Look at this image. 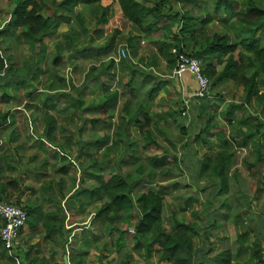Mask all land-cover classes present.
Segmentation results:
<instances>
[{
  "label": "crops",
  "instance_id": "0c3cea01",
  "mask_svg": "<svg viewBox=\"0 0 264 264\" xmlns=\"http://www.w3.org/2000/svg\"><path fill=\"white\" fill-rule=\"evenodd\" d=\"M152 2H154V0H150V3ZM243 2H245V0H231V3H232L231 6L233 9H235L236 12H241L244 10V6H243V9L241 8L242 6L240 7V4H242ZM164 6H165V12L167 14H170L168 10H169V7L171 6L173 10L177 8L181 14H184L185 12H190L191 14H194L195 16H200V15L203 17L211 16L213 19V24L211 25L210 30L214 28V24L217 22L216 20L218 16L214 14L215 13V9H214L215 0H168V3L165 4ZM120 12L121 10H120L119 5L113 4L110 9L109 15L118 14ZM75 13L80 14V16L82 17L84 21L83 22L84 33L83 34L81 33L82 40H80L81 39L80 37V39L77 40V42L75 43V47H73V49L75 50L78 49V50H76L73 54L74 58L72 60V66H73L72 68L75 74L77 73H83V74H82V78L79 77L77 79L76 84L72 82L71 78L67 82L70 85H72L74 88L78 89L81 87L79 91V96H77V99L80 102H82V106L80 107V110L84 112V117L79 118V122H78L79 124L77 123L76 125L77 127L74 128V125L76 124L75 117L79 116L77 112H74L76 113V115H73V113H71V111L67 109V107L58 108L56 105H52V104L49 107L50 101H52L51 98L55 99L59 97V95L57 96V94H60L58 93V91L56 92V91L49 90L48 88V85L50 83L49 76H47V80H46V83H48L47 90H42L44 91V93H46V95H44L46 100L43 101L42 103L44 105V109L43 110L40 109L39 112L37 113L35 112L30 113L31 119H29V121H27L24 124V127H20L19 129L20 133L21 131L25 132V134H23V136L25 137L19 138L18 128L14 127L15 123H11L10 121V118L12 117V116H9L10 113H8V111H4V112L1 111L0 115L2 116L5 115L7 117V121L5 123L0 121L1 122L0 123V134L5 135L8 132V130H10V132L7 138L2 137L0 139V160H1V164L3 165L2 167L4 168V174L0 173V184H3L5 182L4 179L10 176L16 178L19 183L20 175H23L24 177L28 171L32 172L33 178L38 175H41V176L45 175L46 170L44 166L42 165V162L47 161V163H49V160L47 158H43L44 154L51 155V157L56 158L55 154L58 153L59 156L61 155V156H65L66 158H68L69 155L67 154L68 153L67 152L68 151L67 142L68 140H70V138L73 144L79 146V150H80L81 144H86V145L93 144L94 147L101 148L104 151L103 154H104L105 159L104 161H102L103 163L101 162V165L103 167L97 168L96 164L93 162L95 160H92L93 166L97 168V170L102 171V169L105 168V166H107L106 165L107 147L113 145L112 141H114L115 143L114 145H116L117 140L112 139L110 143H106L105 137L98 139L99 136H95L94 133H91L89 137H86V138H84L83 136L82 138L84 141L81 140L78 137V135L81 133L80 132L81 128L85 126V123L89 124L91 131H96L98 129L100 130L103 127L107 128L108 125L111 126L110 125L111 123L108 117L112 119L113 118L112 116L114 114H117V116L119 114L120 116L119 123H122L120 130L124 134L126 128H128L132 123L134 124L135 122H139V120H137L138 116L144 117V120L141 121L142 126L144 125L143 124L144 121L146 120L149 121L148 116H147L148 113L143 111L146 108H148V106H145V104L150 105L148 103L149 101L152 102L153 100H156L157 102L158 100L163 98L165 100V103L168 102V104L164 106L162 110L156 107L154 110L152 109V112L161 114V117H162L161 120L163 122L162 125L166 124L167 126H172V127L177 126L180 129L183 128L186 131V135H184V137L182 138L181 144H179L180 152H178L177 155H173V156L167 155V158H166L167 160L165 162V165L168 162L175 164L177 160H179V162L181 160L183 162V166L182 167L180 166V168L178 167L180 174H178L176 170H175L176 173H174L173 171H166L164 175L169 173V175H167L169 179L164 183L161 182L158 184L165 185L166 187H168L167 188V191H169L168 193H173L174 191L173 188H176L175 186L178 185V183H173V182H177L179 179V177H176L175 174L180 176V179H182L181 183L184 181L183 178L187 179V181L182 185L183 188H181L180 190L182 195L184 196L178 199L179 203L185 202L184 204L185 206L179 205V207L181 208L180 209L181 212L185 211L184 213L186 214L185 217L187 219L189 218V220L186 222H189V221L194 222L198 224L200 227H202L203 226L202 219L204 220L206 217L217 218V222L214 225V227L217 229L219 228L222 229V231L219 234L214 236L212 234L213 233L212 230H210V233H208L207 235L208 237L207 240H204L203 235L193 238V245L195 246L194 249L198 253H200L201 250L204 252L208 250V254L205 255L206 262L204 264H215L212 260L216 256V254L220 253L221 251H229L231 253V259H232L231 264L233 263L241 264L240 263L242 259L241 256L243 254H246L245 250L250 252L249 254L250 257H248L247 259H243V261L245 260L247 261L246 262L247 264L251 259V247L253 246V244L246 243L248 235L239 239L240 235H242L239 232V228H241V224L243 223L246 224L247 220H249L250 223L252 222V218L249 217L248 214L246 213V207L248 208L249 206V205L247 206V204L249 203L254 204L252 200V195L250 197H245V196H242L241 194L240 196H238L239 191L241 193L243 190L241 191L240 189L238 191V189L234 190L232 188L231 186L232 185L231 183V162H230L227 168V171H226L227 187L222 188V192L220 196L217 197L218 199H220V201L226 203V205L224 206L225 209L228 208V210L231 211V215L230 213H227L228 210L225 211L229 216L226 215L227 218L223 219L219 215L218 209H213L212 205L209 204L210 201L208 198V196H210V194L212 193L211 189H214V188L216 189L217 186H220V185H215L214 182H211L209 180L207 172L201 170L203 157L204 156L213 157L218 152L219 146H216V149H214L215 151L214 154L210 156L209 154H207V152L203 151L205 149L200 150L199 152H195L194 149L187 148V149H190L188 150L189 155H184L181 152L182 151L181 148L186 143H190L200 133V130L204 127L203 126L204 122L195 124L192 121H188L187 117L182 119L181 114H179L181 113V111L178 113L175 111L176 108H171L170 106L172 103L171 101L172 98L179 99L180 101L185 102V103L189 102L190 100L193 103L196 102V100L192 98V94L196 91V88H197L196 83L193 81V79L189 75H185L182 81H174L173 79H171L174 65L170 62L172 60V57H171L172 55H170L169 47H170V43L176 40V37L180 39L179 29L178 28L176 29L174 25H168L167 28H164L156 33L145 35V34H142L131 22H125L121 33L114 37L113 32L105 33V32L94 30L95 19H94V13L92 11H85V13H82V11H75ZM90 22L93 23L91 27L88 26ZM72 24H77L76 19L73 18ZM231 25L235 30V35L232 36L231 34V44L236 45V47H239V44L241 43V36L239 32L240 27L238 23L232 19H231ZM263 32H264V29L257 34L256 40L257 38H259L260 34ZM58 34L55 37H52L50 39H53V38L55 39L58 36ZM44 44L45 43H43V45ZM37 45L38 47H40V49H42V46L40 44H37ZM119 48L127 49V53L129 56L128 59L121 60V61L118 60ZM240 50L241 48L237 49V53L240 52ZM31 62L33 61L31 60ZM31 62H29L28 67H25V71L27 69L26 71L27 74L25 73L23 76H21L22 81L23 82L25 81L26 84H28V80H30L29 75L31 74V72H33L32 83L38 79V76L40 74L43 73V71L40 70V65L37 64L35 66V64H30ZM52 64H53V61H52ZM67 68L69 69L68 73L70 74L71 72L70 69L72 70V68L70 65L67 66ZM90 68H95V71L92 74V77L90 78V80L85 81V76L88 73ZM219 68H222V66H216L217 71H219ZM37 72L38 74L35 77L34 73H37ZM51 80L54 81L55 78L53 77L51 78ZM233 86L231 85V90L233 89ZM151 89L153 90L151 91ZM69 90L70 88H68V91ZM239 91L242 92V88H239ZM261 92L262 91L260 89V93ZM113 95L115 97L113 99L110 98ZM72 99H75V98H72ZM209 99H210L209 101H213V99H216V98L210 97ZM197 101H200L206 104V102L204 101H201V100H197ZM70 102L71 100L69 99V103ZM230 103H233L231 104V106H228V110H230L232 107L231 115H227L228 110H226L225 115H220V116H222L225 120H227V124H225L227 128L229 127V129L231 128V130L238 129L239 128L238 119L241 118V117L238 118V115H239L238 111L241 110V107L239 106V103L236 99L233 100L231 98ZM127 104H128L130 116H127V112H128L126 110ZM247 105L248 104L246 103L243 104L244 107H246ZM198 106L200 105L198 104ZM131 107L137 108L138 109L137 112L136 111L131 112L130 111ZM44 114H50L56 119V126L58 129V132H57L58 141L61 142L60 145H62L63 149L55 148L51 146L48 142H46L42 138V134L45 128V124L42 119V115ZM184 114L185 113H182V115ZM103 116H105V118H103ZM184 116H187V115H184ZM199 116H201L200 113H199ZM61 117H63V119H61ZM159 118H160V115L158 116V119ZM229 118L232 119L231 125L228 123ZM64 119L65 120L67 119V121H64ZM71 119L75 123L72 122ZM93 120H99V124H96V126L92 127L91 122ZM123 120H125V122ZM149 126L156 127V123L152 121L151 124H149ZM248 127L249 126L247 125V126H242L240 128L242 130H245ZM189 129H192L196 132L191 138H190L191 132H189ZM5 131L7 132L5 133ZM60 134H63V135H60ZM124 135H127V134H124ZM63 138H65L64 140V142L66 143L65 145H63L61 141ZM115 138H116V135H115ZM174 139L176 138L170 139V138H166L165 136L160 139V143L158 142V140H155V142L157 144H161V143L169 144ZM225 139L229 140L227 139V137H225ZM253 139L258 140V141L255 140L256 141L255 146L261 145L259 146L260 151H261L260 152L261 161L258 163V165L254 166L255 158H256V151H255V154H254L255 158L253 159L252 165L250 167L251 169L254 170L253 173L258 174L259 176L260 175L259 169L261 170V167L263 166V162H264V140H262V136L260 134L259 137L251 138L250 140H248L245 143V146L249 144L252 145V143L250 142L251 141L253 142ZM161 141H164V142H161ZM174 144H177V143H174ZM192 144L193 143H191V145ZM217 144L219 145L216 138H214L212 145H217ZM231 146L233 147V149L231 148L230 150L231 152L237 149L234 143H232V141H231ZM19 147H20V153L18 154L16 151L18 150ZM134 147L136 148V145L130 147V149ZM23 150H27L31 154L29 156L32 157L31 158L32 160L37 159L40 156L41 167L37 168V165L34 167H30L28 165H22L20 163L21 160L19 162V165L15 164V161L17 159H23V156H24L22 153ZM191 150L194 152H192ZM85 152L87 151L85 150ZM85 152H83L85 155L87 156L91 155L90 151L89 153L88 152L85 153ZM127 152L128 150H124L122 154L124 163L127 158L130 159L132 162L137 161L136 157L132 156L131 153L127 154ZM146 153H147L146 155L149 154V152H146ZM166 153L168 154V152ZM79 154L80 153H78V155H76L75 157L79 156ZM8 159L10 160V162H13V163H7L6 161ZM133 165H134V162H133ZM7 166L12 167L11 170L15 169V171H18L19 166H20L21 169L19 171V174L10 175L11 170H6ZM140 166H144V165L136 163V167L133 168V171L131 172V175L133 177L136 176V170ZM151 166L149 167L144 166L145 167L144 175L150 176L151 172L153 173V176L156 175V172L152 170L153 168ZM61 171H63L62 167H59L57 169L58 173L64 174L66 173L67 169L64 170V172H61ZM88 172L90 173H87L86 177L90 183H92V181L88 177L89 175H92V174L102 175L101 172L100 173H96L94 171L92 172L88 171ZM235 172H239L238 169L235 168L234 173ZM153 176L152 177L150 176V177L154 179ZM204 179H206V181ZM169 182L173 184L166 185ZM47 183H51V185L53 186L52 181H48ZM60 184H61V181H58L57 192H54L52 190L51 200L47 201L48 204L45 203L46 204L45 206L49 207V209L56 208V207L57 209H62V213H60L59 216L56 217V221L57 220L62 221L63 230L55 229V230H52L49 234H47L45 233V230L41 228L40 225L36 227H28L26 225L20 234V241H21L20 244L22 243L21 246L26 244V247H28L29 245L39 244L41 241H43L44 243H48L47 238L49 239L50 237L54 238V236L57 233V236L61 237L62 239H65L64 241L58 240L57 247L60 248L61 246L62 249L65 248V250L66 249L69 250L72 248L70 245L71 242L73 240H76L75 243L78 244V247H79V244H80V249L83 247V252L89 251L87 252L88 254L87 253L82 254V252L79 251L81 252V255H77L75 251L70 250L71 254H69V251H68V253H66L65 255L63 254L61 256L62 263L55 261L57 264H65L64 257L67 258V264H136L137 261L135 259L136 258L135 254L142 255L144 251H143V247L135 246L133 235L132 237L127 236V235L125 236L124 242L121 245L122 248L119 249L118 251L115 249V246L113 245V242L115 241V236L114 237L110 236L111 239L109 241L108 246L105 249L100 248L99 244H96V243L93 244V242L99 241L105 244L106 246V241L104 243L103 240L104 239L106 240L104 232H107V230H104L102 232L97 231L96 229L93 232H90L88 230L85 231V229L88 226V225H85L87 222L75 223L76 218L82 216L84 212L78 213L79 215H76L73 212H70V214L67 212L64 213L63 205L57 206L56 204H51L52 201L53 203H58L56 202V199H57L56 194L60 195V188L63 189V186L61 185L60 187ZM152 185H155V182H153ZM25 188H27L28 190L24 191L23 189V192H25L24 198L27 197L26 193L30 191L33 192L32 190L34 189V187L33 185H26ZM78 189L79 187L76 190ZM256 195L257 193L253 195V197H256ZM241 196H242V199H241ZM45 197L46 199L48 198V196H45ZM80 197L84 198L83 194L82 195L79 194L78 198ZM230 201L231 203H229ZM196 202L200 204L203 203L202 204L204 206L203 211H195L189 214V210H192L190 208L194 206ZM42 204L44 205V203ZM94 205L92 204L90 206H94ZM237 205H240V207L238 208V211H236ZM90 206H88V208ZM68 207H70L71 210L75 208L72 205ZM229 207H231V209ZM249 207H251L252 209L254 208V206H249ZM57 209L56 210L54 209L55 210L54 212H56ZM183 216L184 215H182L181 217ZM93 222L97 223L96 221H93ZM225 223H231V224H225ZM77 224L79 226H77ZM222 225H228L229 227L231 226V230L229 228L225 229L221 227ZM1 226H2V222L0 221V228ZM75 231L80 232L78 233V237H77V233H76V237H74ZM227 231H231V233ZM41 235L43 236L42 240L40 241L36 240V238L40 237ZM256 240L257 238L255 237L254 241ZM202 242H203V245L201 246ZM45 247L47 248V251H50L49 246H45ZM217 247H221L218 252H217ZM73 248L75 250V247ZM55 249H58V248H55ZM50 254H53V256H56L58 254V250H54ZM24 255H27V253ZM7 257L9 258V260L5 261L6 264H14L15 261L17 262V259H14L13 257H11V255H9L2 248L0 244V261L7 260ZM25 258H27V256ZM80 258L82 259L81 262H79ZM200 258L201 257H199V259ZM237 260H240V261L237 262ZM149 261H151V264H155L154 260L151 259ZM161 263L168 264L167 262L165 263L163 261H161ZM251 264H254V262H252Z\"/></svg>",
  "mask_w": 264,
  "mask_h": 264
},
{
  "label": "trees",
  "instance_id": "16d2710c",
  "mask_svg": "<svg viewBox=\"0 0 264 264\" xmlns=\"http://www.w3.org/2000/svg\"><path fill=\"white\" fill-rule=\"evenodd\" d=\"M167 3L168 0H154L152 3H150V0H51L50 5L54 7L55 11L51 17H43L40 14L45 4L43 0H16V6L11 14V18L4 26V30L0 31V37L3 35L10 39L15 35V32L20 30L30 45L40 44L42 46L48 38L55 37L58 34L62 25L69 26L72 24L73 18L76 19L79 26L83 25L84 21L82 17L80 14L75 13V9L78 6H83V8H88V10L91 9L94 13L95 31L113 32L114 37L121 33L125 22H131L145 35L156 33L167 28L168 25H174L176 29H179L180 39L176 37V40L170 43L169 49L176 48L178 51L200 61L201 70L212 82L210 91L231 82L235 87L243 89L246 104H250L252 100L259 104H264V48H261L256 40L257 34L264 29V7L258 5L255 0H245L242 3L245 4L244 10L236 12L231 6V0H215L214 14L218 15L217 13L221 9H224L229 19L237 22L240 27L239 32L242 35V39L239 47L241 50L237 53V49L240 48L230 43L231 38L228 35L210 32V27L213 24L211 16H195L190 12L181 14L177 8L173 10L171 6L168 10L170 14H167L164 6ZM113 4H118L121 12L109 15ZM0 41L2 42L1 38ZM42 49H44V46H42ZM170 55H172L170 62L174 65L175 57L171 52ZM53 58L54 66H58L61 62L59 57L53 56ZM17 66V64L10 62V58L6 57L0 49V78L3 76L5 78L18 76L21 72ZM216 66H222L221 70L217 71ZM26 71L23 70L21 75L27 74ZM94 71L95 68L89 69L85 76V81L90 80ZM46 73L50 80L48 85L49 90L58 91V93L64 96L65 100L68 101L66 107L73 115H76L74 112H77L79 117H84V112L80 110L82 102L77 97L70 99V103L67 100L69 99L66 91L67 87L70 90L75 88L67 82L68 80L57 76L54 77V73ZM37 74L38 72L35 77ZM53 77L55 78L54 81L51 80ZM13 78L18 80V77ZM2 80H0L1 88L5 86ZM260 89H263L261 93ZM114 97L113 95L110 98L113 99ZM231 109L228 110L227 115H231ZM126 110L128 111L127 116H130L128 104ZM42 119L45 124L42 138L51 146L63 149L60 141H58L56 119L50 114L42 115ZM252 119L253 117H248V115H243L238 119L239 128L235 136H231L233 138L230 139L235 146H245L248 140L260 136L261 124H257L253 129L251 125ZM205 120L207 122H204V127L200 130V133L190 143H186L181 148V152L184 155H189L188 150L190 149L198 152L199 149L211 146L214 138H216L219 143V150L213 157H203L201 170L207 172L211 182H214L215 185H220L216 189H211L212 193L208 198L212 208L218 209L219 215L225 219L227 218L224 213L226 203L220 201L217 197L220 196L222 188L227 187L226 171L232 160L234 151H230L231 148L233 149L231 141L225 139L219 125L214 122V117L206 115ZM231 120L230 118L228 119L230 125ZM0 121L5 123L7 117L0 115ZM123 121L125 122V120ZM91 123L92 127H94L96 124H99V120H93ZM143 124V126L138 125L143 138L141 150L142 152H149L146 155L147 160L150 164L154 165L162 157L167 158V155H164V148L155 142L153 134L148 130L149 121L146 120ZM247 125L249 127L245 130L240 128ZM114 134L119 139L127 133L126 130L123 134L121 130L117 129ZM180 134L184 136L186 135V131L182 128ZM191 143L193 144L191 145ZM114 146L116 145L112 147ZM132 146H135L134 143H128L126 147L130 148ZM259 146H256L255 149L256 158L254 166L258 165L261 161ZM109 148L107 147L106 152V165L112 166L115 163L109 157ZM83 152L85 150L80 147V154H84ZM61 157L66 158L65 156ZM93 162L97 163L96 161ZM42 165L46 167L47 161H43ZM251 165L248 164V167L251 168ZM2 166L0 160V173L4 174ZM180 166H183L181 160L179 168ZM11 168L7 166L6 170H11ZM62 170L61 172L66 170L65 165L62 166ZM144 172L145 167L140 166L136 170V176L134 177L131 175V172L123 173L119 169H117L116 173L110 171L106 177L97 174L89 175L88 177L93 184L88 189L80 191V194H83L87 203L81 205L79 212H82L92 204L97 205L101 203L96 209L93 219L103 230L114 233L115 241L113 245L117 251L122 248L121 245L124 242L126 234L132 231L131 234L133 235L135 246L143 247L145 259L157 258L168 264H204L206 262L205 255L208 254V250L206 252L201 250L198 253L194 249L193 238L203 235L204 240H207L210 230L215 229L214 225L217 222V218L206 217L204 220L202 219L203 226L200 227L194 222H185L183 217L180 218L176 213H172L169 226H163L164 194L168 187L159 185V187L157 186L158 190L146 189L148 185L153 184L154 179L151 178L153 176L152 172L151 177L144 175ZM236 174L237 172L233 173L232 179L235 184H237L235 181ZM39 177L41 175L35 176L34 179H38ZM4 181L3 184H0V196L6 202L19 206L26 211V225H31L32 227L40 225L47 234L55 229L63 230L62 221H56V217L62 213V209L44 214L39 206L29 204L23 206V189L18 180L10 176L6 177ZM51 187V183H43V192L52 191ZM26 190L28 189L24 188V191ZM144 190L146 191L140 193ZM240 194L243 195L239 191L238 196ZM134 195L136 196L135 199ZM60 196L62 198L65 197L62 188H60ZM51 197L52 195H49L44 200L50 201ZM80 204H82V201H80ZM71 205L76 206L75 203ZM239 207L240 205H237L236 211H238ZM146 236H149L147 242L144 241ZM242 236L240 235L239 239ZM244 236H247V234H244ZM253 244V247H251V259L247 264H251L252 262L254 264H264V247L260 248L262 245L259 246V241L257 240ZM17 250L18 248L14 251L17 257H28V253L24 255L20 251L17 252ZM199 257L201 258L199 259ZM81 260L80 258L79 262ZM231 260V253L229 251H221L216 254L212 261L215 264H231Z\"/></svg>",
  "mask_w": 264,
  "mask_h": 264
},
{
  "label": "rangeland",
  "instance_id": "374dc122",
  "mask_svg": "<svg viewBox=\"0 0 264 264\" xmlns=\"http://www.w3.org/2000/svg\"><path fill=\"white\" fill-rule=\"evenodd\" d=\"M44 1V7L42 8L41 11V15L43 17H51L55 11L54 7H52L50 5L51 0H43ZM257 2L258 5H261V7H264V0H255ZM16 6V0H0V31L4 30V26L7 24V22L10 20L11 18V14L14 10ZM242 6V7H241ZM244 4H240V7L243 9ZM76 11H82V13H85V11H91V9L88 10V8H83V6H78L76 9ZM83 15V14H81ZM219 18H217V22L214 24V28L212 30H210L211 33H217L220 35H228L231 38V34L232 36L235 35V30L231 25V19H229L228 14H226V12L224 11V9H221L220 12L217 15ZM221 19V20H220ZM228 19V20H227ZM73 22V20H72ZM75 25V26H74ZM93 23L90 22V24H88V26H92ZM83 26L84 25H77V24H70L69 26L67 25H62L60 27L59 30V34L58 36L53 40L48 38L47 41L45 42V44L42 46H44V49H40V47H38V45H30L29 41L21 34L20 30H18L17 32H15V35L12 36L10 39L6 38L5 36H1V40L2 42L0 43V49L2 50V52L4 53V55L8 58H10V62L17 64L20 68V72L22 73L23 70L25 71V67H28L29 62H31V60L33 62H31L30 64H35V66L38 64L40 65V70L43 71L42 74H40L38 76V79L36 81H33V72H31V74L29 75L30 80H28V84L25 83V81L23 82L21 79V73L18 74V76H12V77H1V79H3L2 81L4 82L5 86L0 88V113L1 111H8L9 116H12L10 118L11 123H15L14 127L18 128V134H19V138H23L25 136H23V134H25L24 131H19L20 127H24V124L29 121V119H31V115L30 113H37L39 112V110H43L44 109V105L42 104L43 101L46 100L45 96L46 93H44V91L42 90H47V84L46 80H47V73L46 72H50V73H54L53 76H57L59 78H63L65 80H70V78L72 79V82H74V84L77 83V79L79 77L82 78V74L83 73H77L75 74L73 72V66H72V60L74 58L73 54L76 50L78 49H73V47H75V43L77 42V40L81 39L82 40V34L84 33L83 31ZM82 33V34H81ZM241 39H242V35L240 34ZM231 43V42H230ZM257 43L259 44V46L261 48H264V32L260 34L259 38H257ZM39 52V54H38ZM79 54V53H78ZM53 56H58L60 59V64L58 66H54V64H52V61L54 60ZM29 61V62H28ZM71 66L72 70L70 69V74L68 73V68L67 66ZM34 66V67H35ZM221 68H219L220 70ZM34 75H36V73H34ZM13 77H18V80L16 78ZM66 77V78H65ZM69 78V79H68ZM1 82V81H0ZM31 83V85H30ZM2 84V83H1ZM73 84V83H72ZM231 85L233 86V84L230 83H226L224 85L221 86V88H215L213 90L210 91L209 93V97L207 99L201 100L206 102L202 103L200 101H197L195 103H193L191 100L189 102H182L179 99H174L172 98V103H171V108H176L175 111L176 112H180L179 114H181L182 119H184L185 117H187L188 121H192L193 123H200V122H207L206 119V115L212 116L214 117V122L217 123L220 127V130L222 132V134L227 137V139H231V136H235V133L237 132V129H229V127L227 128L225 124H227V120H225L222 116L220 115H225V111L228 110V106H231L230 103L231 102V98L234 100L236 99L239 103V106L241 107V110H239V115L238 118L241 116H246L248 115V117H253L251 125L253 127V129L256 127V125H260L261 124V128H260V134L262 136V140H264V104H259L256 101L252 100L250 104H248L246 107L243 106V104L245 103L244 101V97H245V93L239 91V88L233 86V89L231 90ZM81 87L72 89L68 91V87H67V94L69 95V99L72 98H76L77 96H79V91H80ZM237 92H235V91ZM261 91H263V89H261ZM210 97L216 98L213 99V101H209ZM67 99V100H69ZM52 101H50L49 107L50 105H56L58 108L61 107H66V105L68 104L64 98V96L62 94H59V97L53 99L51 98ZM48 101V100H47ZM244 102V103H243ZM150 105L145 104V106H148V108H146L145 110H143L144 112L148 113V119L150 121L149 124H151L152 121H154L156 123V127H150L148 128V130L153 133V138L155 140H158V142L160 143V139L162 137L166 138H176L174 139L171 143L169 144H164L161 143L159 145H161L164 150H165V154L164 155H177L178 152H180V145L182 138L184 137L183 135H180V128L175 126H167L166 124L162 125V117L161 114L159 113H154L152 112V109L154 110L156 107L159 108L160 110L163 109L164 106H166L168 104L165 103V100L162 98L160 100H158L156 102V100H153L152 102H148ZM198 104L200 106H198ZM137 106V105H136ZM143 107V106H142ZM204 108V109H203ZM150 109V110H149ZM137 108H132L131 107V112L136 111L137 112ZM201 114V116H199V113ZM182 113H185L184 116L182 115ZM198 113V114H197ZM160 115V118L158 119V116ZM198 115V116H197ZM205 115V116H204ZM119 116V114H118ZM117 114H114L111 118L108 117V119L110 120V125H108L107 128L103 127L102 129H98L96 131H91L89 124L85 123V126L83 128H81V133L78 135V137L83 140V136L84 138L89 137V135L91 133H94L95 136H99L98 139H101L102 137H105V141L106 143H110V141L112 139L117 140L116 142V146L112 147L115 143L114 141H112L113 145L109 146L110 150H109V157L111 158V161H113L115 164H113L112 166H105V168L102 169V171L97 170V168H101L103 167L101 165V162L104 161V151L101 148H96L93 146V144L91 145H86V144H81L80 146L86 150L88 153L90 151V156H87L85 154H79V156L75 157L76 155H78V153H80L79 150V146L75 145L72 143L71 138L70 140H68L67 142V148H68V158H62L57 154L56 158L51 157V155H45L43 158H47L49 160L48 166L44 167L46 170L45 175L39 177L38 179H34L32 177V172L28 171L26 173V175L23 177V175H20L19 178V183L22 189H24L26 187V185H33L34 189L32 190L33 192H28L26 193L27 197L24 198V193L23 192V197H22V204L23 206L25 205H33V206H39L41 207L42 213H48V212H54L56 208H52L49 209V207H46L45 205L48 204L47 201H45L44 199H46L45 196H49L52 195V191L50 190V192L48 191L47 193L43 192L42 189V185L43 183H47L48 181H52L53 182V186L51 187V189L54 192H57V184L58 181H61V185L63 186V193L65 195V198H62L60 195L56 194V202L58 203H53V201L51 202V204H56L57 206L63 205L64 210L63 212H67L70 214V212L75 213L76 215H79L78 213H83L82 216L77 217L75 223H81V222H87L85 225H88L87 228L85 229L93 232L95 229L97 231H104L102 230V228L100 227L99 224L94 223L93 221H95L93 218L95 216V210L101 205V203H99V205H94V206H90L89 208L87 207V209L83 210L82 212H79L81 205L87 203L85 201V198H78L81 189H88L89 186H91L93 183H90L86 177L87 173H90L88 171H94L96 173H100L103 176H107L109 174V172L111 171L112 173H116L115 171H117V169H119L121 172L123 173H127V172H132L133 168L136 167V163L137 164H142L144 166H151L152 164H150L147 160L146 157V152H142L141 147H142V142H143V138H142V132L141 130H139V126L138 125H142L141 121L144 120L143 116H138L137 120H139V122H137L136 124L132 123L128 128H126V133L127 135H123L121 136V138L117 139V137L115 138V131L118 129L120 130L121 127V123H119V118ZM79 116L75 117L76 119V124L74 125V128H76L77 123L79 122ZM103 118H105V116H103ZM61 119H63V117H61ZM151 119V120H150ZM106 120V119H105ZM64 121H67V119ZM72 121V119H71ZM74 122V121H72ZM1 123V122H0ZM75 123V122H74ZM22 124V125H21ZM79 124V123H78ZM108 124V123H107ZM81 125V124H80ZM133 126V127H132ZM137 126V127H136ZM79 127V126H78ZM237 127V126H235ZM7 131H5L6 133ZM10 130H8V132L5 135L0 134V139L2 137L7 138L8 134H9ZM189 132H191V136L190 138L194 135V133H196L194 130L189 129ZM63 135V134H60ZM64 137V136H63ZM179 139V140H178ZM181 139V140H180ZM65 138H63L61 141L63 143V145H65L66 143L64 142ZM178 140V141H177ZM258 141L257 139H253V142L251 141L250 143H252V145H246V146H241L238 147L237 145L235 146L237 149L234 151V155L232 156V160H231V183H232V188L234 190L241 189V193H244L245 197H250L252 195V200L254 204H247V206H254V210L248 206V208L246 207V213L248 214L249 217L252 218V222L250 223L249 220H247L246 224L243 223L241 224V228H239V232L243 235L242 237H244V234H247V240L246 243H250L253 244L254 243V239L255 237L257 238V241H259V246L260 248L264 247V162H263V166L261 167V170L259 169L260 175L258 176V174L253 173V169L248 167V164H252L253 159L255 158V149H256V141ZM84 141V140H83ZM177 141V142H176ZM164 142V141H161ZM61 143V142H60ZM93 143V142H92ZM128 143H134V145H136V148H128L126 146H128ZM177 143V144H174ZM174 145L175 146L174 148ZM62 146V145H61ZM217 145H212L203 149H199L198 152L200 150H203L204 152H207V154L212 155L214 154V149H216ZM3 148V147H2ZM63 148V147H62ZM124 150H128V153H131L132 156L137 158V161H133L130 159H126L125 163L123 162V158H122V154L124 152ZM18 154L20 153V147L18 148V150L16 151ZM85 152V153H87ZM168 152V154L166 153ZM202 152V151H201ZM23 159H17L15 161V164L19 165V162L21 160V164L22 165H28L30 167H34L37 165V168L41 167V161H40V156L37 159L32 160L29 155H31L27 150H23ZM135 153V154H134ZM93 158V159H91ZM64 159V160H63ZM28 160V161H27ZM92 160H95L96 163V167L95 168L93 166ZM162 160V163H161ZM166 157H162V159H160V161L157 164L152 165L151 167L153 168L152 170H154L156 172V175L153 176L154 177V182L155 185H150L148 186V188L146 189H155L158 190L157 186L159 187L158 183L161 182H166L169 177H167V175H169V173H167L166 175H164V173L166 171H173L174 173L175 170L178 172V174H180L179 171V160L176 161L175 164H172L171 162H168L165 165L166 162ZM7 163H13L10 162V160L8 159L6 161ZM17 162V163H16ZM107 162V159H106ZM6 163V164H7ZM103 163V162H102ZM8 165V164H7ZM51 165V166H50ZM63 165H66V173H58L57 169L59 167H62ZM94 167V168H93ZM235 168L238 169L239 172H237V177H236V182L237 184L234 183L233 179V173L235 171ZM21 167L19 166L18 171H15V169L10 171V175H15V174H19ZM161 170V171H160ZM6 171V170H5ZM237 171V170H236ZM252 174V175H251ZM176 177H179L177 182H173V183H178L177 186H175L176 188H173V193H168L169 191L165 192V203H164V213H163V226H169V223L171 222V215L172 213H176L180 218L182 215L183 219L186 221L189 220V218L187 219L185 217L186 214L185 211L181 212V208L179 207V205L181 206H185V202L183 203H179L178 199L184 195H182L181 193V188L182 185L187 181V179L183 178V182L181 183L182 179H180V176L175 174ZM32 177V178H31ZM254 177V178H252ZM203 178V177H202ZM206 181V179H204ZM204 181V182H205ZM27 182V183H25ZM173 183H168L166 185H171ZM54 187V189H53ZM79 187L78 190H76ZM180 188V189H179ZM76 190V191H75ZM141 191L140 193L145 192ZM77 193V194H76ZM167 193V194H166ZM256 195V197H253V195ZM186 194V193H185ZM44 195V196H43ZM78 198V199H76ZM136 198V196L134 195V199ZM232 198V197H231ZM66 199V200H65ZM29 200V201H28ZM262 200V201H261ZM80 201H82V204H80ZM252 202V201H251ZM44 203V205L42 204ZM46 203V204H45ZM71 203H75L76 206H74L75 208H73V210L70 209ZM202 203V202H201ZM231 203V201L229 202ZM203 204V203H202ZM196 202L194 206H192L189 210V214L191 212H195V211H203L204 206ZM231 209V207H229ZM55 209V210H54ZM227 209H225V211H227ZM224 211L225 215L229 216L227 213H230L231 215V211L228 210L227 213ZM94 214V215H93ZM89 215V217H88ZM93 219V221H92ZM190 222V221H189ZM225 222V221H224ZM229 222V221H227ZM225 224H231V223H225ZM28 227H32L31 225H27ZM77 226H79L77 224ZM221 227L223 228H229L231 230V226L229 227L228 225H222ZM238 228V227H237ZM71 230V229H70ZM222 231V229H212V234L214 236H216L217 234H219ZM229 233H231V231H227ZM75 236L76 237V233H77V237H78V233H80L79 231H75ZM103 234V233H102ZM106 240L104 239L103 242L105 243L106 241V246L105 244L96 241L93 242V244H99L100 248H106L109 244L110 241V236L114 237V233H109V232H104ZM109 234V235H108ZM233 234V232H232ZM107 235V236H106ZM127 236L132 237L131 232H128L126 234ZM43 236L41 235L40 237L36 238V240H42ZM59 238V239H58ZM47 242L48 243H44L43 241H41L39 244H33V245H29L28 247H26V244L22 245L20 244V240H19V247H18V251L26 254L28 253V257L27 258H19L16 256V254L13 252L12 255L15 259H17V262L14 264H57L55 261H58L59 263H62L61 260V256L66 253L71 254L70 250L75 251V253H77V255H81L83 253H87V252H83V247L80 249V244L78 247V244L75 243L76 240H73L71 242V249H66L65 248H60L57 247V241H64L65 239H62L61 237L56 235L54 236V238H47ZM149 239V236H146L144 238V241L147 242ZM230 239V238H229ZM253 239V241H252ZM252 241V242H251ZM75 243V244H74ZM203 245V242L201 243V246ZM254 245V244H253ZM45 246H49L50 251H47V248ZM75 247V250L74 248ZM195 247V246H194ZM253 247V246H252ZM58 248V249H55ZM221 247H217V252L220 250ZM54 250H58V254L56 256H53V254H50L52 251ZM78 250V251H76ZM87 250V249H86ZM81 251V252H79ZM19 252V253H20ZM18 253V254H19ZM73 253V254H75ZM246 254H243L241 256V264H246V260L243 261V259H247L248 257H250V252L245 250ZM88 254V253H87ZM144 254V252H143ZM138 255L135 254V259H136V264H151V259H145L144 255ZM55 255V254H54ZM37 256V257H36ZM54 257V258H53ZM56 259V260H55ZM9 258L7 257V260H1L0 264H6L5 261H8ZM152 260L155 261V264H163L161 263V261L157 258H153ZM11 261V260H10ZM164 262V261H163ZM166 263V262H165ZM235 264V263H233Z\"/></svg>",
  "mask_w": 264,
  "mask_h": 264
},
{
  "label": "built area",
  "instance_id": "2783aa9c",
  "mask_svg": "<svg viewBox=\"0 0 264 264\" xmlns=\"http://www.w3.org/2000/svg\"><path fill=\"white\" fill-rule=\"evenodd\" d=\"M170 52L175 57L171 79L182 81L185 75H189L197 87L196 91L192 94V98L195 100L207 99L212 82L201 70L200 61L178 51L176 48H171ZM118 53V60L120 61L126 60L129 57L126 48H119ZM26 220L27 213L25 210L6 202L0 196V221L2 222L0 244L11 257H13L12 253L19 247L20 234L26 226Z\"/></svg>",
  "mask_w": 264,
  "mask_h": 264
},
{
  "label": "water",
  "instance_id": "95a60500",
  "mask_svg": "<svg viewBox=\"0 0 264 264\" xmlns=\"http://www.w3.org/2000/svg\"><path fill=\"white\" fill-rule=\"evenodd\" d=\"M64 263L67 264V258L66 257H64Z\"/></svg>",
  "mask_w": 264,
  "mask_h": 264
},
{
  "label": "clouds",
  "instance_id": "9594fccd",
  "mask_svg": "<svg viewBox=\"0 0 264 264\" xmlns=\"http://www.w3.org/2000/svg\"><path fill=\"white\" fill-rule=\"evenodd\" d=\"M132 232V231H131Z\"/></svg>",
  "mask_w": 264,
  "mask_h": 264
}]
</instances>
